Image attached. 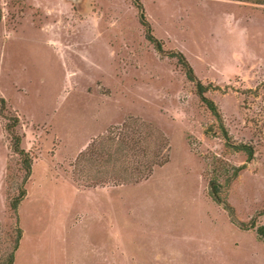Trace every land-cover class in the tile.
Listing matches in <instances>:
<instances>
[{
  "label": "rangeland",
  "instance_id": "obj_1",
  "mask_svg": "<svg viewBox=\"0 0 264 264\" xmlns=\"http://www.w3.org/2000/svg\"><path fill=\"white\" fill-rule=\"evenodd\" d=\"M140 1L220 119L145 38L132 0H0V262L20 234L13 264H264V5ZM12 116L31 156L25 182ZM129 118L164 135L167 161L137 162L143 179L127 182L126 158L118 185L87 186L106 176H75L79 155Z\"/></svg>",
  "mask_w": 264,
  "mask_h": 264
},
{
  "label": "trees",
  "instance_id": "obj_2",
  "mask_svg": "<svg viewBox=\"0 0 264 264\" xmlns=\"http://www.w3.org/2000/svg\"><path fill=\"white\" fill-rule=\"evenodd\" d=\"M240 1H247L264 5V0ZM132 2L138 10L139 22L144 27L145 38L160 54L176 58L177 63L180 65L187 80L193 83L195 92L199 100L206 105V107L211 111L213 115L220 119V113L216 104L205 95L208 90V86L204 85L196 76L192 66L190 65L184 54L179 50L165 51L162 41L156 38L152 33L150 23L145 17L144 8L141 1L132 0ZM0 102V113L2 114V112L5 111V101L4 99L0 98ZM17 124L18 117L12 116L10 122L8 121L6 123V130L11 137V145L13 151H15L20 156L22 169L25 172L23 182H25L31 173V156L20 145L21 136L15 131V126ZM221 128L223 130L225 139H228L226 130L224 129V127ZM226 143L228 144V142ZM166 148V139L161 132L156 131L149 124L133 118H129L121 127L118 126L116 128H110L105 132V134L92 140L90 145L83 153L79 155V158L77 159V163L75 165V176L81 179L98 175L106 176V180H99L95 183L87 182V186L90 187L103 184L118 185L120 182L116 181V178L124 173L125 168H123V162L127 158L132 162L133 165L132 167H130V172L126 175L127 179H125V181L138 182L139 180L143 179V172L141 171V169H139V164L137 162H139L143 166L145 162H151V167H153L154 165H161L167 161V156H165L164 153ZM237 148L245 149L248 152L249 156L251 155V150L246 145L240 144L237 146ZM139 154L141 156V159L137 157ZM150 169L147 175L149 174ZM219 187V183L212 180L210 182L209 195L217 203L223 204L224 208L231 212L233 216L231 207H229V205L221 200V197L219 195ZM25 194L26 189L24 188V185L21 184L18 187L17 195L13 196L9 203L10 208L15 212L17 211L18 205L24 198ZM254 223L255 221L253 220L251 222L252 227L255 226ZM244 225L245 224H241V226L246 227ZM257 231L259 236L261 238H264V226H259L257 228ZM18 232L20 233V229H18ZM19 238L20 234L15 240L13 252H11L4 261L0 262V264H13L14 250H16L18 247Z\"/></svg>",
  "mask_w": 264,
  "mask_h": 264
}]
</instances>
